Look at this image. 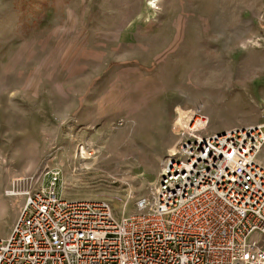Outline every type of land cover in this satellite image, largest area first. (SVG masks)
<instances>
[{
  "label": "rangeland",
  "instance_id": "obj_1",
  "mask_svg": "<svg viewBox=\"0 0 264 264\" xmlns=\"http://www.w3.org/2000/svg\"><path fill=\"white\" fill-rule=\"evenodd\" d=\"M151 1L0 0V238L16 178L57 167V193L118 215L153 198L194 113L211 130L264 122V0ZM179 18L198 33L159 53Z\"/></svg>",
  "mask_w": 264,
  "mask_h": 264
},
{
  "label": "built area",
  "instance_id": "obj_2",
  "mask_svg": "<svg viewBox=\"0 0 264 264\" xmlns=\"http://www.w3.org/2000/svg\"><path fill=\"white\" fill-rule=\"evenodd\" d=\"M58 181L57 167L14 179L24 201L0 264H264V122L211 130L194 113L131 212Z\"/></svg>",
  "mask_w": 264,
  "mask_h": 264
},
{
  "label": "crops",
  "instance_id": "obj_3",
  "mask_svg": "<svg viewBox=\"0 0 264 264\" xmlns=\"http://www.w3.org/2000/svg\"><path fill=\"white\" fill-rule=\"evenodd\" d=\"M195 21L196 24L193 23V19L189 18H179L174 20L167 19L163 24L164 28L159 31L162 36L161 41L159 42L160 47H158L159 53H163L168 49H172L171 51L177 48L179 49L184 42L189 43L190 41H193L194 31L198 33L193 27L202 24V20L196 19ZM106 46L105 49H114L110 44H107ZM118 46H120V44L115 47L118 48ZM5 234H9V232H5Z\"/></svg>",
  "mask_w": 264,
  "mask_h": 264
},
{
  "label": "bare ground",
  "instance_id": "obj_4",
  "mask_svg": "<svg viewBox=\"0 0 264 264\" xmlns=\"http://www.w3.org/2000/svg\"><path fill=\"white\" fill-rule=\"evenodd\" d=\"M155 1L156 0H152L151 1V4L152 5H156V3H155ZM156 7V6H155ZM179 116H178V125L180 126V127H182L183 125H184V121H185V119H184V121H183V117H185V112L184 111H182L181 109L179 110ZM189 117V116H188ZM188 120V119H187ZM186 125V124H185Z\"/></svg>",
  "mask_w": 264,
  "mask_h": 264
}]
</instances>
